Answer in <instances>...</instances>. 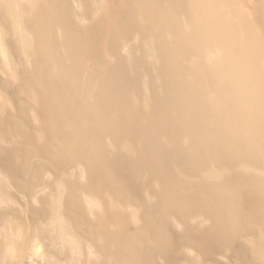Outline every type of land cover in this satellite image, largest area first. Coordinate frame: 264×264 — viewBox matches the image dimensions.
Instances as JSON below:
<instances>
[{
    "label": "bare ground",
    "instance_id": "obj_1",
    "mask_svg": "<svg viewBox=\"0 0 264 264\" xmlns=\"http://www.w3.org/2000/svg\"><path fill=\"white\" fill-rule=\"evenodd\" d=\"M1 3L0 205L48 208L0 213V264H264V0Z\"/></svg>",
    "mask_w": 264,
    "mask_h": 264
},
{
    "label": "rangeland",
    "instance_id": "obj_2",
    "mask_svg": "<svg viewBox=\"0 0 264 264\" xmlns=\"http://www.w3.org/2000/svg\"><path fill=\"white\" fill-rule=\"evenodd\" d=\"M251 1L252 0H249V3H248V6H250V7H251V4H253V2L255 0H253L252 2ZM1 2H2V0H0V39H1L0 40V119L5 120L7 118V115L10 114V112H15V113L18 112V108H19L18 105L20 104V101L26 103L27 100H25V98L22 95H19V92L17 90V82H16L15 78L12 76V68L15 67V66L13 67V64L14 63H16V65L20 64V62L22 61V57L18 52H15L14 50H12L14 47L11 48V45L8 44V42H6V37L10 40L11 38L14 37V35H12L13 34L12 33L9 36H4V30H5L6 25H8L7 26L8 28H10L11 26H9V23L5 22V17L2 13L3 11H2V3ZM115 6L117 9V7L119 6V2ZM12 41H13V39H12ZM5 46H6L7 51H5ZM122 52H125V51H122ZM23 64H25V63L22 62L19 66L23 67L24 66ZM8 65H9V67H8ZM1 143L3 146L8 145L7 142L6 143L1 142ZM46 179L48 180V177H45V180ZM53 179L54 178H52V180ZM41 186L44 187V190L40 191L39 196H42V197L48 196L49 195L48 193H50V191H49L50 188H48V187L45 188L46 186H44V183H42ZM12 192H13V195L16 198H18L19 202L1 204L0 205V213H2L5 216H8L10 218V220H11L10 222L12 223L14 228L18 227L19 225L21 226L22 224L23 225L26 224L28 222V221H26L27 218L28 217L30 218V217L35 215V213H34L35 210H37V209H40V210L43 209L44 210V209L48 208L46 206L47 203L35 201L32 198H25L16 189H13ZM19 204H20V206H19ZM47 220H48V216L46 214V215L42 216L41 218H39L37 220V222L40 225H43L44 223L47 222ZM173 229H174L176 234L179 232V228L177 226L174 225ZM54 235H55V238L58 240L59 235H56V234H54ZM52 242L55 245L54 239ZM56 245H55V248H56L55 250L58 252L60 250V245H57V247H56ZM178 246L179 247H178L177 260L180 263H187V264H240L238 262L237 258L234 256V254L226 248L219 250L221 252H216L214 254L215 255L214 257H202L199 260V259H196L198 251L194 247L186 246L182 243H179ZM60 256L61 255H59V257ZM64 257H65V255H62L60 259H63Z\"/></svg>",
    "mask_w": 264,
    "mask_h": 264
}]
</instances>
